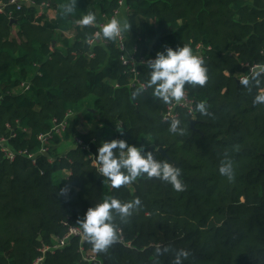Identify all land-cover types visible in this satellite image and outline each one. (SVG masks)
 Returning a JSON list of instances; mask_svg holds the SVG:
<instances>
[{"label": "trees", "instance_id": "16d2710c", "mask_svg": "<svg viewBox=\"0 0 264 264\" xmlns=\"http://www.w3.org/2000/svg\"><path fill=\"white\" fill-rule=\"evenodd\" d=\"M120 1L32 0L0 14V143L15 155L9 160L0 146V264L41 257L43 264H174L180 251L189 253L182 264H264V104H253L264 75L259 87L239 83L245 65L264 64V0H123L136 58L153 59L166 48L211 49L203 61L207 83L185 86L195 109L204 102L209 115L183 112V135L169 131L168 104L152 89L132 98L138 86L116 40L89 44ZM48 3L57 11L52 22L38 17ZM65 4L74 5L71 15ZM87 12L96 24L78 26ZM149 78L141 67L140 82ZM63 123L64 134L53 133ZM83 124L89 131H80ZM112 140L179 168L183 190L146 176L110 188L96 156ZM64 143L72 147L62 154ZM225 161L233 180L219 172ZM107 198L141 202L125 220L114 217L115 243L97 252L73 237L43 255L70 229L82 233L78 222Z\"/></svg>", "mask_w": 264, "mask_h": 264}, {"label": "clouds", "instance_id": "9594fccd", "mask_svg": "<svg viewBox=\"0 0 264 264\" xmlns=\"http://www.w3.org/2000/svg\"><path fill=\"white\" fill-rule=\"evenodd\" d=\"M74 12L73 4L63 6L64 15H71ZM80 27L92 26L96 24V16L92 12H87L75 22ZM131 24L127 21L121 22L117 18H112L104 24L100 31L96 32L97 39L105 41H115L124 32H128ZM203 60L193 54V50L188 46L179 47L175 50L166 48L163 52L157 53L154 59L147 61L150 78L145 84L135 89L132 98L136 99L146 89H152V96L161 100L165 104L173 102L180 104L185 97V86H204L207 83V69L203 66ZM264 75V66L254 67L250 77H245L239 83L245 88L255 84L259 87ZM254 105L264 104V91L259 92L254 101ZM197 112L202 115H209L204 102L196 105ZM181 121L172 118L169 131L183 135L180 128ZM98 172L105 178L107 184L112 189H119L123 185H128L138 178H157L172 185L176 191H182L184 186L180 179L181 170L174 167L170 162H161L154 158L153 152H146L143 148L129 145L124 140H112L103 142L98 148L96 156ZM222 176L229 180L234 179L233 167L230 161H225L219 168ZM63 189L61 192L63 193ZM140 200L129 203H121L115 198H107L102 203L97 204L87 210L83 220L78 222L82 230L83 237L93 246L97 252H104L110 245L118 239L113 220L119 216L123 221L132 214V210L140 205ZM164 251H167L165 249ZM156 255H161V250L156 249ZM189 253L180 251L176 254L174 264H182V258L187 259Z\"/></svg>", "mask_w": 264, "mask_h": 264}, {"label": "built area", "instance_id": "2783aa9c", "mask_svg": "<svg viewBox=\"0 0 264 264\" xmlns=\"http://www.w3.org/2000/svg\"><path fill=\"white\" fill-rule=\"evenodd\" d=\"M120 8L114 13V16L112 18H117L118 19V14H119V10L121 8L126 9L127 13H128V8L124 5V1L121 0L120 1ZM25 5H30V6H34L35 4L32 2V0H8L7 4L3 2V0H0V14H4L6 13V9L9 6H13L15 7L17 10H21L23 8V6ZM39 14L38 17H45L44 11H46L49 8H53L50 3L48 4H43L42 6H39ZM104 24L99 25V30L100 28L103 26ZM100 39L95 38L94 40L90 41L89 44L93 45L96 41H99ZM117 44H118V48L121 52V57H120V62L122 64V66H124L125 68H127V72L130 73L132 75V81H131V85L132 87H140V85L142 84L140 82L139 76H140V68H147L146 64L147 61L149 60V58L147 57H135V52H136V48L133 47L132 50L129 49L128 43H127V39L125 34L123 33L121 37L116 39ZM211 49H205L202 45H198L196 47V49L193 51L194 55L199 56L203 61L206 59V52L210 51ZM154 59V58H153ZM260 66H264L263 65H254V66H249V65H245V68L247 69V74H242L239 77V81L245 77H250L251 75V70L254 67H260ZM148 69V68H147ZM264 91V90H263ZM185 112L188 115H190L191 117L195 116V104L193 99L190 96V93L185 90V97L184 100L180 103L177 104L175 102L168 104L165 113L163 114V121L166 123H171V120L173 117H175L176 119L180 118V115ZM70 117V115L68 116V118ZM67 128V124L63 123L59 126H57L53 133L62 136L65 132ZM52 134L50 135H45V136H41L39 137V140L44 144L46 143L47 139H51L52 138ZM1 147L5 148V144L0 143ZM4 151H6V155L8 157L9 160L13 161L15 158V155L12 151L8 150V149H4ZM47 150L43 147L42 149V153H46ZM73 237H81L82 239H84L83 234L81 233V231L77 230V229H70L69 234L61 241L58 242L57 245L53 248H46L44 249L43 255H45L46 252H50V251H55L56 249H62L66 246L67 241H69L71 238ZM44 262V257L39 258L35 264H43Z\"/></svg>", "mask_w": 264, "mask_h": 264}, {"label": "crops", "instance_id": "0c3cea01", "mask_svg": "<svg viewBox=\"0 0 264 264\" xmlns=\"http://www.w3.org/2000/svg\"><path fill=\"white\" fill-rule=\"evenodd\" d=\"M44 14H45V17L47 18L48 21L52 22V21L56 20L57 11L54 8L47 9L46 11H44ZM118 19L121 22H124V21H127L128 22V13H127L126 9L121 8L119 10ZM124 33H125L126 37L128 38L129 49L132 50V47L134 46V39L131 36L130 30L128 32H124ZM64 35L70 38V37H72L73 32H71L69 34L68 33H64ZM79 129L82 132H87V131H89V126L83 124V125L80 126ZM64 144H70V143H64ZM64 173L66 175H69V173L66 172V171Z\"/></svg>", "mask_w": 264, "mask_h": 264}, {"label": "rangeland", "instance_id": "374dc122", "mask_svg": "<svg viewBox=\"0 0 264 264\" xmlns=\"http://www.w3.org/2000/svg\"><path fill=\"white\" fill-rule=\"evenodd\" d=\"M126 39H127V43H129L127 37H126ZM71 147H72L71 144H63V146H62V150H61L60 152L63 154V153H65V152H67Z\"/></svg>", "mask_w": 264, "mask_h": 264}, {"label": "water", "instance_id": "95a60500", "mask_svg": "<svg viewBox=\"0 0 264 264\" xmlns=\"http://www.w3.org/2000/svg\"><path fill=\"white\" fill-rule=\"evenodd\" d=\"M11 24H16V21H12ZM191 123H192V127H194L195 124H196V121L193 120ZM159 151L164 157L166 156V152L165 151H163V150H159Z\"/></svg>", "mask_w": 264, "mask_h": 264}]
</instances>
